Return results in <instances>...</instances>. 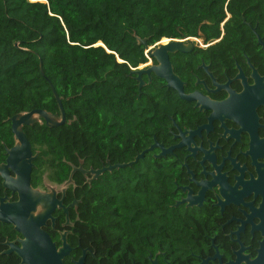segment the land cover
I'll return each mask as SVG.
<instances>
[{
    "label": "flooded vegetation",
    "instance_id": "1",
    "mask_svg": "<svg viewBox=\"0 0 264 264\" xmlns=\"http://www.w3.org/2000/svg\"><path fill=\"white\" fill-rule=\"evenodd\" d=\"M247 25L255 38L250 47L242 40L235 48H215L223 29L209 41L204 34L205 40L167 38L195 44L188 52L168 53L183 95L193 99L181 97L153 72L141 74L139 90L131 74L137 90L145 88L143 99L126 104L120 115L111 103L108 149L97 141L92 163L80 155L75 161L62 158L69 166L65 178L56 157L41 155L27 139L36 154L29 172L33 188H59L76 167L71 182L56 192L62 208L43 226L56 248L65 232L64 264H75L83 252L84 264L88 255L100 253L110 254L107 264H264V38ZM161 39L147 44L144 54L164 44ZM156 63L148 55L135 68ZM116 134L124 140L123 150L112 140ZM103 135L98 129V140ZM11 138L10 145L0 142L1 164L14 145L12 132ZM139 153L130 166H113ZM18 198L0 175V203ZM21 238L12 224L0 222V255L8 264L20 259L2 252L10 243L19 246Z\"/></svg>",
    "mask_w": 264,
    "mask_h": 264
},
{
    "label": "trees",
    "instance_id": "2",
    "mask_svg": "<svg viewBox=\"0 0 264 264\" xmlns=\"http://www.w3.org/2000/svg\"><path fill=\"white\" fill-rule=\"evenodd\" d=\"M247 23L264 38V0H0V142L11 144L7 118L13 114L59 112L52 85L70 123H36L24 132L41 155L56 157L65 178L69 166L62 158L75 161L80 155L92 163L97 141L108 149L111 103L120 115L126 104L144 97L145 88L139 92L129 74L147 61L134 35L152 45L196 36L200 26L207 41L223 29L215 48H235L242 40L250 47L255 38ZM98 129L105 138L98 140ZM112 140L123 150L122 136ZM95 259L107 264L110 254L88 255L86 264ZM8 262L0 255V264Z\"/></svg>",
    "mask_w": 264,
    "mask_h": 264
},
{
    "label": "water",
    "instance_id": "3",
    "mask_svg": "<svg viewBox=\"0 0 264 264\" xmlns=\"http://www.w3.org/2000/svg\"><path fill=\"white\" fill-rule=\"evenodd\" d=\"M39 1L45 2V0ZM243 21L245 22L244 18ZM252 30L254 31V29ZM197 35L205 40V36L200 31V27L197 29ZM134 37L138 44L145 48L147 47V38H140L137 35H134ZM257 38L258 44L263 45L261 38L259 36ZM164 39H161L164 44L148 50V55L153 57L157 63L147 68H130L129 74L136 75L139 90L144 85L141 74L143 72L147 74L153 72L156 76L165 79L168 87L178 90L181 97L188 100L193 99V95H183L180 88V80L173 73L171 63L168 59V53L176 51L188 52L195 44L190 41H186L187 44H185L174 39ZM14 44L17 45V42ZM95 45L105 47L101 42H97ZM50 87L58 103L59 112L52 113L42 108H34L27 111H20L10 116L8 120L11 123L14 145L7 149V162L5 164L0 163V175L3 178V185L12 191H16L19 195L18 200L15 202L0 203V222L12 224L14 229L23 235V238L19 239V246H14L10 243L9 249L2 253L8 254L11 251L15 252L20 259L19 264H64L63 258L69 253L65 232L61 235L62 245L56 248L49 235L44 231L43 226L46 225V221L49 219L54 221L51 214L55 208H62L61 201L56 198V192L58 190L63 191L66 184L71 182V176L76 167L73 166L68 179L59 188L54 184H46L47 191L33 188L29 183V172L32 166L31 160L36 157V154L31 155L30 143L22 128L24 125H32L40 122L42 119L48 127H56L65 122L70 123V121H66L61 98L57 95L53 86L50 85ZM153 146H149L144 151L151 150ZM142 155L143 153H139L131 162L119 163L113 166H130L139 157H142ZM110 167L112 166H109L108 169ZM8 169H12L15 172V177L10 176ZM103 169L105 168L95 171L94 176L101 173ZM64 210L66 211V207ZM67 221L64 224L68 223ZM83 259L84 252L75 261V264H84Z\"/></svg>",
    "mask_w": 264,
    "mask_h": 264
},
{
    "label": "built area",
    "instance_id": "4",
    "mask_svg": "<svg viewBox=\"0 0 264 264\" xmlns=\"http://www.w3.org/2000/svg\"><path fill=\"white\" fill-rule=\"evenodd\" d=\"M146 52H147V50H145V56L148 58V55H147V53H146Z\"/></svg>",
    "mask_w": 264,
    "mask_h": 264
}]
</instances>
